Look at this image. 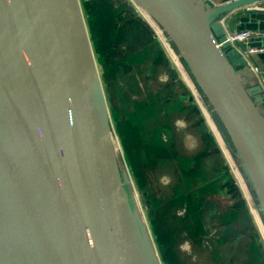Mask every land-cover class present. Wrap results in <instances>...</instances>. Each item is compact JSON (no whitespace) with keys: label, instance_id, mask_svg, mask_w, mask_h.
Returning <instances> with one entry per match:
<instances>
[{"label":"water","instance_id":"water-1","mask_svg":"<svg viewBox=\"0 0 264 264\" xmlns=\"http://www.w3.org/2000/svg\"><path fill=\"white\" fill-rule=\"evenodd\" d=\"M130 1L181 55L264 217L263 89L242 80L221 22L264 0ZM84 18L79 0H0V264H161L125 187Z\"/></svg>","mask_w":264,"mask_h":264},{"label":"rangeland","instance_id":"rangeland-1","mask_svg":"<svg viewBox=\"0 0 264 264\" xmlns=\"http://www.w3.org/2000/svg\"><path fill=\"white\" fill-rule=\"evenodd\" d=\"M79 1L105 90L110 128L125 187L132 198L133 206L146 223L160 263L214 264L210 253L211 245L217 239V236L214 237L217 229H210L213 232L205 239V246L209 244L207 248L198 246L195 235L198 234L195 227V225L198 227V218L191 212V201L187 197L172 199L178 181L176 167L163 166L158 160L154 161L148 157L149 149L145 145L146 133L156 124V109L153 107L156 94L165 98L170 92L173 93L169 99L171 107L169 120L173 124L174 148L177 152L190 157L204 158L207 143L206 138L201 137L199 132L211 134L214 138L212 140L219 146L221 157L211 158L205 169L209 173L217 169L221 175H225L222 167L225 162L228 171L227 179L224 180L231 186L234 181L235 187L240 189L264 244V217L259 214L262 223L254 219L258 216L252 211L253 204L257 206L255 195L251 191L244 171L241 167L242 172L239 170L240 164L235 158V152L226 144L220 126L216 119L214 120L216 117L212 116L208 108L211 119H207L202 112L199 115L186 110L185 112L189 113L184 114L175 107L178 98L188 94L194 96L192 89L197 90L191 74L183 65V60L182 67L179 68L172 55L158 40L155 30L146 21V16L130 0ZM132 86L138 93H133V88H130ZM194 100V103L189 99L186 100V106L198 107L196 99ZM168 111H163L166 113L159 114V117L165 116ZM203 116L206 119L204 124ZM225 145L231 154L228 153ZM210 152L214 150L211 148ZM172 154L173 149L155 152V156L163 159L171 157ZM229 191L227 187L226 194L230 195ZM147 194L150 195L152 202L147 199ZM165 197L172 200L161 204ZM222 199V206L231 201L226 195H222ZM156 203L159 209L156 213H151L153 204ZM246 224L248 230H244V233H247V238L250 239L251 224L249 222ZM212 225L213 223L210 227ZM231 257L237 259L239 255L231 252Z\"/></svg>","mask_w":264,"mask_h":264},{"label":"trees","instance_id":"trees-1","mask_svg":"<svg viewBox=\"0 0 264 264\" xmlns=\"http://www.w3.org/2000/svg\"><path fill=\"white\" fill-rule=\"evenodd\" d=\"M153 50V48L151 49ZM161 52V51H160ZM161 54V53H160ZM146 59V57L144 58ZM184 64V63H183ZM185 65V64H184ZM133 93H138L134 90ZM173 96V93H169V96L163 98L160 94H156L154 98L153 107L156 115V124L153 125L150 131L146 133V142L148 150V157L151 159L158 160L163 166L176 167L178 181L175 185L173 198H188L191 201L192 205V214L198 218V227L195 225L198 234H195L197 237V244L200 247H208L209 244L205 246V239L208 237L211 232L210 229L216 228V233L214 237L217 239L214 241L212 246V251L210 253L211 260L213 259L214 264H264V244L262 243L256 226L253 223V218L250 214L249 207L246 200L242 196L240 189L236 186L233 181L231 184L226 183L224 180L227 179L228 168L224 162V174L221 175L217 169L213 170V173H209L205 167L209 160L213 157H221V151L217 143L213 142L214 138L208 133L199 132L201 137L206 138V147L205 153L203 154L204 158H196L194 156H186L182 153L177 152V149L174 148L175 139L173 138L174 129L173 124L170 122V113L171 107L169 103L170 97ZM188 99L194 103V98L192 94H188L185 97L178 98L175 104V107L181 111V113L186 110L193 111L201 115L199 108L194 105L186 106V100ZM165 110H169L165 116H160L161 113ZM183 116V115H182ZM202 123L204 120L202 118ZM200 131V130H198ZM208 138V139H207ZM213 139V140H212ZM226 143L229 145L232 151L233 148L230 146L229 139H225ZM209 151L212 148L214 152ZM170 150L173 149V154L169 158H162L155 156L157 150ZM223 161V160H222ZM226 171V172H225ZM229 173V172H228ZM231 181V182H232ZM227 187L229 188V194H226ZM222 195L228 196L231 201L228 204L222 206ZM147 199H150V195L147 194ZM169 197L162 199V203L172 200ZM217 200V201H216ZM153 204V209L151 213H156L159 209ZM242 217V220L240 218ZM264 219V218H263ZM238 222V223H236ZM247 222L251 224L250 232L252 237L247 238V233H244V230H248ZM213 223L212 227L210 225ZM189 233V229L186 230ZM214 238V239H215ZM235 246H238L234 250ZM237 249V250H236ZM231 252L239 255V258L233 259L231 257Z\"/></svg>","mask_w":264,"mask_h":264},{"label":"crops","instance_id":"crops-1","mask_svg":"<svg viewBox=\"0 0 264 264\" xmlns=\"http://www.w3.org/2000/svg\"><path fill=\"white\" fill-rule=\"evenodd\" d=\"M227 1L230 0H208L209 4L211 6L213 5V7H218L226 3ZM258 4L256 7L253 8L248 6L249 11H251V13H248L247 8L236 9L233 12L223 16L221 22H223L222 24L224 26L225 31L236 32L241 30H251L254 33L250 39L238 43L235 47L241 58H243L247 62V66L244 69L240 70V76L242 80L249 87L256 85L261 86V88L263 89L264 96V12H256V10L264 11V1ZM185 68L188 73L191 74L187 69L186 65ZM190 76L197 90L202 95L201 97L207 105V108L211 110L207 100L205 99L201 90L193 79L192 74ZM260 109L262 112H264V102L260 104ZM200 112L202 111L200 110ZM212 116L215 117L214 115ZM215 119L220 126V130L222 131L223 136L225 138H228L220 122L217 120V118H214V120Z\"/></svg>","mask_w":264,"mask_h":264},{"label":"built area","instance_id":"built-area-1","mask_svg":"<svg viewBox=\"0 0 264 264\" xmlns=\"http://www.w3.org/2000/svg\"><path fill=\"white\" fill-rule=\"evenodd\" d=\"M144 15L146 16V21L148 22V24L155 30V33H156V36L158 37V40L162 43V45L165 47V49L172 55V57H173L172 59L174 60V62L178 65L179 68L182 67V63L183 62H182V58L180 57L181 55L177 52V50L174 48V46H172V44L169 42L168 36L166 35L165 31L153 21L154 19H151L146 14H144ZM225 32H226L227 38L230 40L232 46L235 49H236L235 46L238 43L250 39L253 36V34H254L251 30H241V31H236V32H234V31H225ZM184 67H185V65H184ZM182 74H183V70H182ZM197 92H198V90H195L194 88L192 89V93L194 95L193 97H195L194 99H196L198 107L200 108V110L202 111V113L204 114V116L207 119H209V118L211 119V114L208 112L207 106L204 103V100L202 99L201 95L200 96L198 95L199 92L198 93ZM227 151H228L229 154H231L230 151L228 150V147H227ZM232 158H233V156H232ZM238 168H239V166H238ZM239 170L241 171L240 168H239ZM244 184H245V186L247 188L246 183H244ZM247 190H248V188H247ZM248 197H249V192H248ZM252 211H255L256 214L258 215L257 217H254V219L256 218V220L258 219L257 222L259 221L260 223H262L263 220L259 216V214L260 215H262V214L257 210V206L255 204H253V206H252ZM256 220H255V222H256Z\"/></svg>","mask_w":264,"mask_h":264},{"label":"flooded vegetation","instance_id":"flooded-vegetation-1","mask_svg":"<svg viewBox=\"0 0 264 264\" xmlns=\"http://www.w3.org/2000/svg\"><path fill=\"white\" fill-rule=\"evenodd\" d=\"M142 12V11H141Z\"/></svg>","mask_w":264,"mask_h":264}]
</instances>
